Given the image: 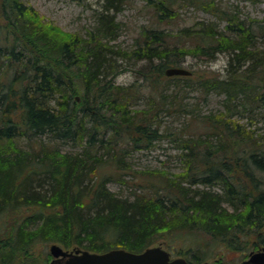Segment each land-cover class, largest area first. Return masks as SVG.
<instances>
[{
	"label": "trees",
	"instance_id": "trees-1",
	"mask_svg": "<svg viewBox=\"0 0 264 264\" xmlns=\"http://www.w3.org/2000/svg\"><path fill=\"white\" fill-rule=\"evenodd\" d=\"M127 1L104 0L95 25L80 36L45 22L22 0H0V264H48L41 245L52 242L140 252L203 233L228 249L264 246V141L232 119L241 111L236 100L244 111L264 108V50L256 49L264 20L242 17L221 0H145L153 26L139 32L128 55L147 62L141 73L147 105L137 109L142 88L115 82L125 55L111 43L121 30L116 13ZM183 4L219 20L164 27ZM217 53L226 55V75L203 72L198 79L224 94L225 110L200 117L199 132L180 136L185 170L171 177L145 171V188L125 197L112 192L110 181L128 182L122 176L128 148L148 149L163 135L162 83L195 79L191 70L166 76L165 68L182 67L189 54L210 61ZM62 143L80 149L64 152ZM196 249L183 257L205 260L208 254Z\"/></svg>",
	"mask_w": 264,
	"mask_h": 264
},
{
	"label": "rangeland",
	"instance_id": "rangeland-1",
	"mask_svg": "<svg viewBox=\"0 0 264 264\" xmlns=\"http://www.w3.org/2000/svg\"><path fill=\"white\" fill-rule=\"evenodd\" d=\"M25 4L33 7L45 22L53 24L62 31L77 33L85 36L87 31L96 23V11L101 8L104 0H22ZM145 0H128L120 6L116 13V19L121 23V30L118 37L111 43L115 50L125 55L121 60L122 69L117 73L115 82L121 85L133 83L135 86L142 88L143 98H140L132 107L141 109L146 107V97L149 89L146 81L142 76V71L147 67L146 61H137L128 57L130 50L136 46L135 41L139 32L144 27H151L152 19L150 13L144 6ZM221 4L234 7L240 11L242 17H251L264 20V0H221ZM178 17L170 25L164 27L177 29L180 26L193 24L195 21L218 22V18L211 12L205 11L195 6L185 4L177 6ZM220 27L224 22L219 21ZM3 38V36L1 37ZM256 49L264 50V36L257 39ZM156 62V61H153ZM226 55L217 53L215 58L208 61L205 57H197L192 54L187 55L182 66L193 71L195 79L187 81L183 79H171L164 81L161 87H164L163 93L168 95L165 107L158 114L157 121L159 129L163 132L160 139L156 140L148 149L128 148L125 155V166L127 170L123 179L128 182H122L114 179L108 183V188L118 196L125 197L131 195L133 190H138L140 185L148 183L143 174L145 171L152 169L163 170L170 177L183 172L184 161L180 156L181 149L179 146L180 136L197 133L202 129L200 117L210 114H218L225 110V96L216 89H207L199 81V74L205 72L207 75L215 74L225 76ZM211 72V73H210ZM198 73V74H197ZM183 105L182 110L175 111L176 103ZM236 106L241 110L232 115L240 126L252 131L254 137L264 141V108L252 111H244L239 100L235 101ZM18 146H25L24 140L19 139L16 143ZM61 151L75 153L80 149L79 145L71 143L60 144ZM110 170V169H109ZM144 178V179H143ZM192 187L203 188L202 185H193ZM215 190L219 191L217 186ZM225 207L229 206L225 203ZM256 238H253V241ZM162 244L171 256L186 255V249H196L206 252L208 255L203 258L209 261H216L222 258L225 264H238L242 259L248 256L250 251H256L258 245L249 250L228 249L223 245L215 243L208 235L200 233L183 234L175 237L171 248L165 243ZM48 243L45 247L49 251ZM63 247V246H62ZM64 248V247H63ZM38 251V247L35 249ZM197 250V249H196ZM176 253H180L176 255Z\"/></svg>",
	"mask_w": 264,
	"mask_h": 264
},
{
	"label": "water",
	"instance_id": "water-1",
	"mask_svg": "<svg viewBox=\"0 0 264 264\" xmlns=\"http://www.w3.org/2000/svg\"><path fill=\"white\" fill-rule=\"evenodd\" d=\"M164 73L166 76L190 75L191 71L186 67L169 66ZM49 253L51 259L48 264H219L209 260L192 262L182 256L171 257L162 244L148 246L140 252L121 247L91 252L79 247L67 250L57 243H51ZM244 263L264 264V247L251 251Z\"/></svg>",
	"mask_w": 264,
	"mask_h": 264
},
{
	"label": "flooded vegetation",
	"instance_id": "flooded-vegetation-1",
	"mask_svg": "<svg viewBox=\"0 0 264 264\" xmlns=\"http://www.w3.org/2000/svg\"><path fill=\"white\" fill-rule=\"evenodd\" d=\"M258 248L260 247H264V246H262V245H258L257 246ZM249 257V253H248V256L246 257V258H244V259H242L238 264H248V263H244V261L247 259Z\"/></svg>",
	"mask_w": 264,
	"mask_h": 264
},
{
	"label": "bare ground",
	"instance_id": "bare-ground-1",
	"mask_svg": "<svg viewBox=\"0 0 264 264\" xmlns=\"http://www.w3.org/2000/svg\"><path fill=\"white\" fill-rule=\"evenodd\" d=\"M131 251V250H130ZM133 252H135V251H133Z\"/></svg>",
	"mask_w": 264,
	"mask_h": 264
}]
</instances>
